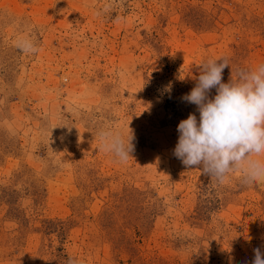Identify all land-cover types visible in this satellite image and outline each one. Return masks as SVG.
<instances>
[{
	"label": "rangeland",
	"instance_id": "1",
	"mask_svg": "<svg viewBox=\"0 0 264 264\" xmlns=\"http://www.w3.org/2000/svg\"><path fill=\"white\" fill-rule=\"evenodd\" d=\"M218 58L264 63V0H0V264H252L264 183L173 155ZM128 128L120 162L99 134Z\"/></svg>",
	"mask_w": 264,
	"mask_h": 264
},
{
	"label": "clouds",
	"instance_id": "2",
	"mask_svg": "<svg viewBox=\"0 0 264 264\" xmlns=\"http://www.w3.org/2000/svg\"><path fill=\"white\" fill-rule=\"evenodd\" d=\"M25 54H35L34 40L18 41ZM227 58L208 59L199 65L196 83L181 100L196 106L199 117L189 113L177 125L178 141L173 155L186 168L201 166L203 174L223 183L230 171H242L246 183H264V63L254 70L237 69L228 83L222 82ZM171 83L165 90L171 91ZM215 95L210 98L212 90ZM70 129V128H69ZM102 148L120 162L134 151V136L128 128L127 138L103 131ZM252 264H264V252L253 250ZM69 264H72L69 261Z\"/></svg>",
	"mask_w": 264,
	"mask_h": 264
}]
</instances>
